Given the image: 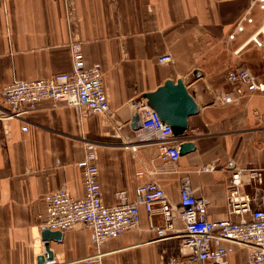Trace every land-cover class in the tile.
Here are the masks:
<instances>
[{
    "label": "crops",
    "instance_id": "0c3cea01",
    "mask_svg": "<svg viewBox=\"0 0 264 264\" xmlns=\"http://www.w3.org/2000/svg\"><path fill=\"white\" fill-rule=\"evenodd\" d=\"M249 8L253 24L229 40ZM263 24L264 10L255 0H0V95L15 80L69 72L71 44L78 43L85 66L100 65L109 106L108 113H93L43 101L36 111L7 119L0 98V264H37L44 254L45 197L62 188L82 197L77 163L89 143L107 206L117 203L118 192L132 201L135 188L151 180L177 203L186 176L193 194L208 201L209 221H237L264 209V93L237 97L225 78L237 67L264 77V48L244 44ZM165 55L172 61L158 62ZM177 79L198 111L187 118L182 139L175 140L193 149L164 165L156 139L138 143L130 123L136 105L147 107L144 94ZM230 93L235 102H221ZM251 170L261 181L249 176ZM235 171L241 177L238 194L250 198L240 215L230 214ZM153 222L159 225L160 217L153 216ZM182 227L175 220L173 235L157 239L141 211L136 229L100 247V264H170L181 256ZM221 244L232 249L228 264H243L246 246ZM48 247L52 260L44 264H81L96 253L82 224Z\"/></svg>",
    "mask_w": 264,
    "mask_h": 264
},
{
    "label": "built area",
    "instance_id": "2783aa9c",
    "mask_svg": "<svg viewBox=\"0 0 264 264\" xmlns=\"http://www.w3.org/2000/svg\"><path fill=\"white\" fill-rule=\"evenodd\" d=\"M264 10V0H255ZM252 8V7H251ZM235 25L228 36L233 40L237 33L245 30V24H253L250 10ZM251 43L256 48H264V24L251 33L244 44ZM72 67L69 72L56 73L46 79L15 80L1 91V103L6 108L5 118L20 119L36 111L43 101L55 107L60 104L72 107H85L93 113H108L109 106L105 98L102 73L99 64L86 67L80 44H71ZM158 62L169 63L170 55L158 57ZM226 81L232 86V93L237 97L246 92L264 93V77L258 78L249 69L237 67L228 70ZM221 102H235L230 94H224ZM140 128L136 131L138 143H148L151 139L158 142V158L162 164L175 163L180 158V144L176 142L170 125L163 122L157 113L149 107L139 108ZM121 129V125H117ZM27 127L21 128L26 131ZM126 143V142H125ZM135 151L137 146L126 143ZM92 144L83 148V157L77 163L81 172L83 195L73 198L66 189H59L45 197V215L42 228L64 232L82 224L90 231V239L96 253L84 259L81 264H100V247L120 234L136 229L144 211L149 227L157 239L173 235V222L182 224L181 256L171 259L170 264H228L227 256L232 251L221 243L229 242L246 246L247 254L243 264H264V209L250 212L249 218L239 217L212 222L207 219L205 198L196 197L190 188L188 177L184 176L179 184V200L171 202L161 186L151 180L135 188L132 201L127 202L125 192L115 194L117 203L107 206L103 203L98 182V168L94 162ZM251 178L261 181L260 174L251 170ZM241 184L240 172L231 174L229 195L230 214L240 215L249 203V196L239 195ZM160 217V224L155 225L153 216Z\"/></svg>",
    "mask_w": 264,
    "mask_h": 264
},
{
    "label": "water",
    "instance_id": "95a60500",
    "mask_svg": "<svg viewBox=\"0 0 264 264\" xmlns=\"http://www.w3.org/2000/svg\"><path fill=\"white\" fill-rule=\"evenodd\" d=\"M147 107L154 110L159 118L170 125L175 138L182 139L187 130V118L198 111L197 104L189 95L181 79L175 82L167 80L155 91L143 95ZM131 129L137 131L140 128V117L134 114L130 123ZM193 145L183 142L180 145V156L190 152ZM62 232L51 231L42 228L40 240L43 242L44 254L38 256L37 264H44L52 260V253L49 250V241H59Z\"/></svg>",
    "mask_w": 264,
    "mask_h": 264
}]
</instances>
